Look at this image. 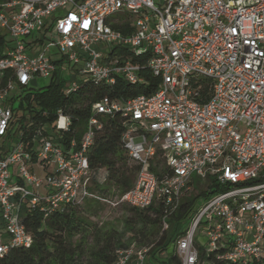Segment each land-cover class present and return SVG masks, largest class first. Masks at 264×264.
Segmentation results:
<instances>
[{"label":"built area","instance_id":"obj_1","mask_svg":"<svg viewBox=\"0 0 264 264\" xmlns=\"http://www.w3.org/2000/svg\"><path fill=\"white\" fill-rule=\"evenodd\" d=\"M46 34L55 40L42 49ZM0 36V257L32 245L25 213L44 223L105 180L88 153L99 118L118 113L137 170L117 201L167 215L192 177L214 179L226 188L197 206L174 254L197 264L202 247L224 264L264 262V0H0ZM50 49L58 60L45 56ZM144 70L155 91L92 104L79 141L64 108L38 123L16 110L38 78L71 97L86 83L144 84ZM159 159L161 178L151 171ZM149 249H118L113 264H152Z\"/></svg>","mask_w":264,"mask_h":264},{"label":"trees","instance_id":"obj_2","mask_svg":"<svg viewBox=\"0 0 264 264\" xmlns=\"http://www.w3.org/2000/svg\"><path fill=\"white\" fill-rule=\"evenodd\" d=\"M114 27L121 29L119 26ZM2 45L0 36V47ZM143 76L145 83L137 85H131L122 79H118L111 87L86 83L71 97L62 94V83L51 82L46 88L25 93L20 97L16 110L21 112L20 116L25 112L35 115L34 119L38 123L52 122L54 112L58 108H64L72 117L71 129L76 130L69 136H74L79 141L90 117L92 104L105 97L128 101L155 91L158 80L146 70L143 71ZM44 112L49 115L45 117L42 115ZM99 120L102 128L95 136L88 160L91 170H105V180L100 183L93 179L91 197L82 204L52 214L44 223L38 212L25 213L22 220L33 243L28 249L9 251L0 257V264H113L115 251L132 245L139 248L150 247L148 261L152 264H181L174 249L168 251L169 246H173L184 235L199 202L223 192L226 187L218 185L211 178L200 180L192 177L190 192L182 197L171 214L166 215L161 205H152L144 210L126 206L128 215L124 218L121 231L89 222L83 214H91V209L99 203V199H107L112 192L119 191L122 194L129 190L134 184L137 170L121 147L124 131L121 115L115 113L113 116L100 117ZM151 171L161 178L166 173L162 160H157ZM163 219L167 229H163ZM74 237L77 238L76 242H72ZM204 262L224 264L215 261L212 253H206L204 248L198 247L197 264Z\"/></svg>","mask_w":264,"mask_h":264},{"label":"rangeland","instance_id":"obj_3","mask_svg":"<svg viewBox=\"0 0 264 264\" xmlns=\"http://www.w3.org/2000/svg\"><path fill=\"white\" fill-rule=\"evenodd\" d=\"M3 34H5L3 32ZM40 35V34H39ZM38 34L34 33L32 37L28 38V42H31L33 39L37 38L39 36ZM45 39L41 48L43 49L44 46L48 43V41H54L55 37L51 34H46ZM40 51H42L40 49ZM56 49H50L48 52L45 53L46 57L52 58L54 60H58L59 56L56 54ZM64 76H67V73H64ZM83 79V78H82ZM50 77L49 78H38L35 80L33 84L30 85V88L32 91H36L42 88H46L50 84ZM52 168H50L48 171L51 172ZM29 171H31L29 169ZM36 173H43L42 170H37ZM189 191L185 192L182 197L185 194H188ZM120 195L119 191L112 192V195H110L107 199H99V203L91 209V214H83L84 218H86L89 222L101 225H107L108 227H113L117 231H121L123 229V221L124 218L128 215L127 213V205H124L122 203H119L118 196ZM180 198L179 202H181ZM204 201H200L198 205L203 204ZM127 237V235H126ZM125 237V238H126ZM77 238H73L72 242H76ZM205 241V240H204ZM134 248H139L138 246L132 245ZM172 245L169 246L168 251H172ZM202 264H211L209 262H204Z\"/></svg>","mask_w":264,"mask_h":264}]
</instances>
